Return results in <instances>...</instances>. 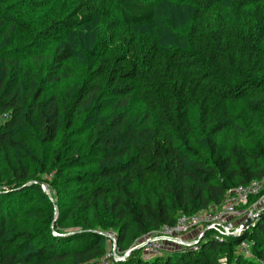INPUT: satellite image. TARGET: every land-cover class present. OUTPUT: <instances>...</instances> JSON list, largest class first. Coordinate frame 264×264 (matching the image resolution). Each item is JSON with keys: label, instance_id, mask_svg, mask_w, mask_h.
Instances as JSON below:
<instances>
[{"label": "trees", "instance_id": "obj_1", "mask_svg": "<svg viewBox=\"0 0 264 264\" xmlns=\"http://www.w3.org/2000/svg\"><path fill=\"white\" fill-rule=\"evenodd\" d=\"M178 1L192 14L167 46L143 30L158 0H0V152L25 153L19 189L0 192V264L112 260L107 232L127 250L264 180V0ZM93 25L75 64L68 37ZM60 132L80 137L68 154L27 148ZM220 239L115 264H264V209L243 235ZM244 241L252 258L237 251Z\"/></svg>", "mask_w": 264, "mask_h": 264}, {"label": "rangeland", "instance_id": "obj_2", "mask_svg": "<svg viewBox=\"0 0 264 264\" xmlns=\"http://www.w3.org/2000/svg\"><path fill=\"white\" fill-rule=\"evenodd\" d=\"M225 4H228V1L225 2ZM192 14V6L188 2L178 1V0H158V9H157V16L155 21L146 27H143V30L150 31L154 33L155 35L159 36L163 42L167 46L171 45H178L180 44V39L182 30L186 28L187 24L189 23L190 17ZM96 34V26H90L86 27L82 31H75L73 32L69 37L70 47H72V53L75 58V64L77 62H82L86 58V56L91 51V47L94 45V40ZM65 84V83H64ZM76 85L74 81H71L70 83L65 84L63 87V91L67 90L68 88H72ZM80 140V137H75L72 135H69L67 137V134L64 132H60L57 140L51 144V145H43L38 142V140L28 141L27 148L30 150V153L35 156L36 158L45 159L48 160L50 158L52 151L56 150L58 152H65L68 154L70 152L76 142ZM24 151H17V150H4L0 152V192L8 190V188L13 189L14 187L18 186V183L13 182V172L14 169L17 167L19 161H21V157H24ZM44 179H48V181L51 179V177L43 176ZM9 182H12L14 184H11ZM61 183V182H60ZM31 183H28V185ZM45 185V184H44ZM46 186V185H45ZM47 187V186H46ZM43 188V186H42ZM19 189V188H16ZM44 190V189H43ZM62 193L65 195L64 199H67V192L66 188L64 187V184L61 185ZM51 196L52 191L50 192L49 189L44 190ZM264 191V184L261 186V192ZM145 196H148V194L145 193V191H142ZM53 195V193H52ZM242 198L244 199V194H241ZM262 196L258 197L257 200L254 202L251 200L247 202L246 204L240 203L238 205L237 210H230V207H235V203L233 201H229L226 203V205H222L220 207H214L210 209L209 211L199 215L197 218L187 219V224H183L182 222L179 226V229H168L163 230L161 234L169 236V238H172L169 242H166L165 245H162L165 247V250H174V249H183L187 247H194L196 249L199 244L204 241L206 235L211 232L218 238V229H220L221 225L225 219L228 222L234 223L237 228L242 223V220L244 217H249V219L252 220L250 226L244 228L237 233V235L240 236L243 235L250 227H252L259 217V215L262 212V209H264V197ZM256 201H261V203H258L256 205ZM25 203L26 201L23 200ZM41 201H38L37 203H26L23 211L25 213L20 217L21 221L23 223H28V217L31 214H28V210L31 207L39 206ZM256 207L257 209L254 210L253 208ZM226 213V212H228ZM233 212V213H232ZM41 213V212H40ZM28 214V215H27ZM227 215V218H224V215ZM254 215V216H251ZM220 216V217H218ZM248 219V220H249ZM247 220V221H248ZM246 221V222H247ZM244 222V224L246 223ZM72 227L75 225H71ZM177 226L173 227L176 228ZM52 227V228H51ZM51 230L53 231L54 235H59V233L55 230L53 226H51ZM213 227V228H212ZM73 230V229H69ZM44 232V231H42ZM70 232V231H69ZM46 234V232H44ZM110 236V237H109ZM158 234L151 233L142 239H140L134 246L127 250H121V247H119V240L115 232H107L106 237H108L107 246L108 250L112 248L115 253H118L120 256H124L126 253L128 254L127 258L132 254L134 251H140L142 250L140 247L142 244L147 242L148 240H152L155 237H157ZM220 236V235H219ZM148 237V238H146ZM112 238L116 240V244L112 241ZM181 239L183 242L178 243L175 240ZM117 247L115 248V246ZM124 247V245L122 246ZM116 249V250H115ZM252 245L250 242H248L247 249L244 258H252L251 254ZM237 251H239L237 249ZM164 252V251H163ZM163 252L160 254L162 255ZM143 256L146 258H151L154 256H148L145 255L144 252H142ZM244 254V253H240ZM118 255V256H119ZM159 256V255H158ZM125 261V260H124ZM221 264H229L227 262V259L225 257L220 259ZM93 262H90L89 264H93Z\"/></svg>", "mask_w": 264, "mask_h": 264}, {"label": "built area", "instance_id": "obj_3", "mask_svg": "<svg viewBox=\"0 0 264 264\" xmlns=\"http://www.w3.org/2000/svg\"><path fill=\"white\" fill-rule=\"evenodd\" d=\"M3 116H7V115H3ZM263 184H264V180L263 181H254L250 185L239 186V187H236V188L229 190L228 198L223 205L225 206L226 203H228V199H229V201H233L235 203V207L232 206L229 209L230 210H234V209L237 210L239 202L246 204L247 202L250 201L251 197L260 196L261 186H263ZM241 194H244V199L242 198ZM263 197H264V195L261 198H263ZM258 203H261V201H256L255 204L258 205ZM253 209L256 210L257 208L254 207ZM226 213L230 214L229 211ZM201 214H203V213H200V214H197V215H194L191 217H182L179 219V221L177 222V224L175 226H177L178 224L180 225L181 222L183 224H187V219L193 220V218H197ZM251 216H254V215H251ZM218 217H220V216H218ZM223 217L227 218V215L225 214ZM248 219H249V217H244L242 220H240V221H242V223L238 226L239 228H237V226L234 223L228 222L225 219V221L222 224H220L221 225L220 229L217 230L219 235H220V236L218 235V238H221L220 240H222L223 238H225L227 236H239V235H237V233H239L244 228V226H245L244 222H246ZM175 226H173V227H175ZM173 227H170V226L163 227V229L160 232L156 233V234H158L157 237H155L152 240H148L147 242L142 244L140 248L143 250L144 254L148 255V256L160 255L165 250V247H163L162 245H165L166 242H169L173 238V237L169 238L168 234L163 235L161 233L163 232V230L179 229V226H177L176 228H173ZM240 236H241V234H240ZM146 238H148V237H146ZM112 241L114 242V244H116L115 239L112 238ZM175 241L178 243L183 242L181 239L175 240ZM247 245H248V241H244L241 244V246L239 247L238 252L247 254L245 252L247 249ZM116 247H117V245L115 246V248ZM115 252H114V250H112V248H110L108 255H107V258H112V260H114V261L107 260L105 257L104 259L101 260V262L99 264H115V263L124 261L128 256L127 253L124 256H120L118 253H115Z\"/></svg>", "mask_w": 264, "mask_h": 264}, {"label": "water", "instance_id": "obj_4", "mask_svg": "<svg viewBox=\"0 0 264 264\" xmlns=\"http://www.w3.org/2000/svg\"><path fill=\"white\" fill-rule=\"evenodd\" d=\"M43 189H44V190H47V187H46L45 185H43ZM251 222H252V220L249 219V220L245 223L246 227L250 226Z\"/></svg>", "mask_w": 264, "mask_h": 264}]
</instances>
